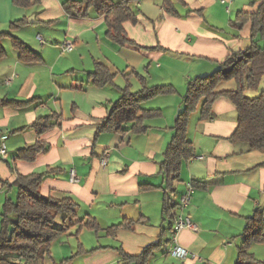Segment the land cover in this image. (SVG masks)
Wrapping results in <instances>:
<instances>
[{
    "label": "crops",
    "instance_id": "obj_1",
    "mask_svg": "<svg viewBox=\"0 0 264 264\" xmlns=\"http://www.w3.org/2000/svg\"><path fill=\"white\" fill-rule=\"evenodd\" d=\"M31 1L35 3L24 9L0 0V32L8 34L0 42L4 51L0 137L7 136L6 154L0 156V226L6 201H15L17 175L46 173L40 195L69 197L78 205L77 219L93 217L108 243L92 246L81 241L69 254L59 247V260L51 261L49 256L43 264H136L125 262L116 249L138 256L155 244L147 264H237L248 219L256 208L263 211L264 219V153L227 140L236 129L231 101L219 97L211 120L200 121L196 111L189 116L186 138L194 152L182 163L172 194L166 190L160 164L184 106L188 82L212 74L229 54L250 46V24L238 30L231 21L239 11H256L260 0H179L174 1L177 15L163 10L164 0H130L128 7L137 22L123 24L133 42L124 45L106 36L104 17L92 10L87 17L70 18L62 8L66 0ZM30 17L35 23H28ZM22 20L25 24L17 29L8 28ZM13 38L39 60L21 61L12 47ZM65 43H71L70 51L62 49ZM95 63L108 69L113 76L110 84L92 85L88 73ZM139 78L146 87L170 85L175 90L141 104L143 109L159 110L160 116L146 120V130L138 134L96 135L120 89L138 91ZM135 87L138 90L133 91ZM235 89V82L229 80L218 83L215 91ZM45 116L53 117V126L37 137L31 125ZM37 141L47 147L45 153L31 161L18 158L20 149ZM192 182L198 186L181 211L180 200ZM165 196L174 206L167 212ZM181 213L196 225L195 232L173 233ZM124 220L135 223L106 236L108 227ZM175 245L200 260L172 257ZM247 251L252 258L245 264H264V241L251 243Z\"/></svg>",
    "mask_w": 264,
    "mask_h": 264
},
{
    "label": "trees",
    "instance_id": "obj_2",
    "mask_svg": "<svg viewBox=\"0 0 264 264\" xmlns=\"http://www.w3.org/2000/svg\"><path fill=\"white\" fill-rule=\"evenodd\" d=\"M174 1L179 0H164L162 8L167 14L177 15ZM11 2L14 6L24 9L35 3L31 0H11ZM129 2L130 0L119 2L115 0H66L62 3V8L65 15L70 18L87 17L89 10L104 17L106 36L124 45L133 44V42L128 39L123 24L137 22L128 7ZM23 24H25L24 20L17 21L12 23L10 28H17ZM246 24H250V46L245 50L229 54L212 74L195 78L187 84L183 97L184 108L178 113L174 134L164 151L163 161L160 164V173L165 178L166 190L169 194L174 192L172 184L179 180L182 163L193 156V146L186 138L189 116L198 109L200 121L211 120L213 103L219 97L228 99L235 107L236 129L227 140L247 143L252 151L264 153V91L253 98L245 96L247 90H258L264 79V0H260L256 11H239L231 21V26L238 30ZM6 36H8L7 33L0 32V42ZM12 47L18 52V58L23 62L39 60L38 55L15 38L12 39ZM3 55L4 51L0 44V58ZM88 76L92 85L97 88L110 84L113 79L108 69L99 63H95L94 70L89 72ZM139 80L142 82L141 89L136 92H131L128 86L120 89V97L111 104L105 118L97 125L96 135L103 131L138 134L146 130L144 125L146 120L160 116L159 110L143 109L141 104L156 96L173 94L175 90L170 85L146 87L143 80L140 78ZM229 80L235 82L234 91L219 93L215 91L218 83ZM27 103L15 102L14 104L22 106ZM52 118V116L40 117L32 123L31 128L37 137L53 126ZM46 151L47 147L37 141L33 145L20 149L18 158L31 161L37 154ZM45 174L17 175L14 182L15 201H6L1 214L0 264H43L50 256L52 242L71 227L78 225V231L86 228L95 234L100 231L93 217L85 215L77 219L78 205L69 197L57 199L40 195L39 189ZM190 185L193 189L198 186L196 182ZM163 202L165 212L174 207L169 205L168 196H165ZM10 214L12 218L9 217ZM58 216L63 217L60 227L55 224ZM134 223V221L124 220L112 225L106 229V236L112 237L118 229H131ZM263 227V211L256 208L243 231V242L238 248L239 262L237 264H245L252 258L247 251L251 243L264 241ZM157 246L158 244L145 247L138 256H129L121 248L116 250L125 262L135 261L136 264H147Z\"/></svg>",
    "mask_w": 264,
    "mask_h": 264
},
{
    "label": "rangeland",
    "instance_id": "obj_3",
    "mask_svg": "<svg viewBox=\"0 0 264 264\" xmlns=\"http://www.w3.org/2000/svg\"><path fill=\"white\" fill-rule=\"evenodd\" d=\"M8 28L10 29V27H8ZM15 29H17V28H13L12 30H15ZM6 48L7 47L5 45V49ZM130 83H133V82L130 81ZM132 89H133V91H136V90H138V87H135ZM262 91H264V79L261 82L258 90H253V91L247 90L245 92V96H247L249 98H253V97L258 96L260 94V92H262ZM183 108H184V106H183ZM183 108H182V110H183ZM196 113H199L198 109L196 110ZM193 114H194V112L191 113V115H193ZM175 197H177V196H173V199ZM79 213L81 214L80 210H79ZM62 219H63V217H61V216H58L56 218L55 224L57 227H60L62 225ZM81 241H84L87 245L91 244L92 246L104 245V244L108 243L107 242L108 239H106L104 237V234L101 231H99L97 234H95L94 232L89 231L86 228H82L78 232V226H73L65 234H62L56 241L52 242V244L50 246L51 247L50 251L52 252V255H50L51 261L57 262V260H59V257L61 256V255H59L60 253L57 251V249L59 247L66 250V252H67L66 254H69V252H71L70 250L76 249V243L79 244ZM71 247H72V249H71Z\"/></svg>",
    "mask_w": 264,
    "mask_h": 264
},
{
    "label": "built area",
    "instance_id": "obj_4",
    "mask_svg": "<svg viewBox=\"0 0 264 264\" xmlns=\"http://www.w3.org/2000/svg\"><path fill=\"white\" fill-rule=\"evenodd\" d=\"M62 49L64 51H70L72 49L71 43H65L63 45ZM6 139H7L6 135H2L0 137V156H2V157L5 156V154H6V150H5V140ZM106 161H107V156H105L104 159L101 161L102 165H105ZM70 175H71V179L73 181H75L73 171H71ZM192 192H193V188L191 187V185H188L186 193L182 196V198L180 200L179 208L181 211L187 207V205L190 201V197H191ZM183 229H188V230L194 231V232L197 230L196 225L190 220V218L187 215H184L181 213L175 219L174 226H173V233L176 234ZM170 255L176 259H179V260H184L186 258L200 260L194 254L189 253L187 250L181 248L178 245H175L170 250Z\"/></svg>",
    "mask_w": 264,
    "mask_h": 264
},
{
    "label": "water",
    "instance_id": "obj_5",
    "mask_svg": "<svg viewBox=\"0 0 264 264\" xmlns=\"http://www.w3.org/2000/svg\"><path fill=\"white\" fill-rule=\"evenodd\" d=\"M28 23H30V24L35 23L34 18H33V17H30V18L28 19Z\"/></svg>",
    "mask_w": 264,
    "mask_h": 264
}]
</instances>
